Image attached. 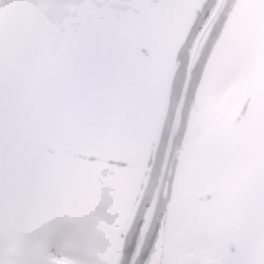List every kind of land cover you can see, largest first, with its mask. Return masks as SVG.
Listing matches in <instances>:
<instances>
[{
	"label": "snow or ice",
	"instance_id": "6c2138e0",
	"mask_svg": "<svg viewBox=\"0 0 264 264\" xmlns=\"http://www.w3.org/2000/svg\"><path fill=\"white\" fill-rule=\"evenodd\" d=\"M236 6L264 0H0V264H128L133 170L109 145L178 47L195 45L204 100L248 74L264 94V17L250 31ZM259 220L226 264H264ZM176 222L136 264H185L166 251Z\"/></svg>",
	"mask_w": 264,
	"mask_h": 264
},
{
	"label": "crops",
	"instance_id": "0c3cea01",
	"mask_svg": "<svg viewBox=\"0 0 264 264\" xmlns=\"http://www.w3.org/2000/svg\"><path fill=\"white\" fill-rule=\"evenodd\" d=\"M232 14L251 31L264 10L236 6ZM179 50L170 56L162 81L157 78L152 102H138L127 127L109 145L115 156L107 165L133 170V212L147 178ZM262 212L264 94L258 91V77L248 74L238 86L208 100L202 98L199 79L162 224L177 217L166 251L184 249L197 255V264H217L219 253L228 261L239 253L242 237L254 241ZM120 249L117 245V259Z\"/></svg>",
	"mask_w": 264,
	"mask_h": 264
},
{
	"label": "trees",
	"instance_id": "16d2710c",
	"mask_svg": "<svg viewBox=\"0 0 264 264\" xmlns=\"http://www.w3.org/2000/svg\"><path fill=\"white\" fill-rule=\"evenodd\" d=\"M194 47L195 45L182 52L179 50L164 117L148 165L147 178L133 212H138L137 228L131 235L125 233L122 236V245L126 243L124 251L127 253L128 264H136L137 259L146 261L166 218L175 168L183 150L184 134L200 79V70L194 67Z\"/></svg>",
	"mask_w": 264,
	"mask_h": 264
},
{
	"label": "rangeland",
	"instance_id": "374dc122",
	"mask_svg": "<svg viewBox=\"0 0 264 264\" xmlns=\"http://www.w3.org/2000/svg\"><path fill=\"white\" fill-rule=\"evenodd\" d=\"M184 249H178L171 252L173 256H175L178 259H181L185 261V264H197L199 258L197 255L192 254H185ZM218 253V252H217ZM219 259H221L217 264H226L227 260L225 259L224 255L219 253Z\"/></svg>",
	"mask_w": 264,
	"mask_h": 264
}]
</instances>
